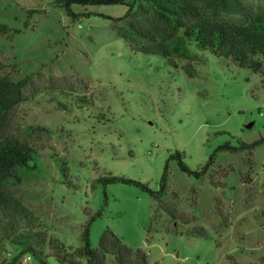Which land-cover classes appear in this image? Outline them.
<instances>
[{
    "label": "rangeland",
    "instance_id": "374dc122",
    "mask_svg": "<svg viewBox=\"0 0 264 264\" xmlns=\"http://www.w3.org/2000/svg\"><path fill=\"white\" fill-rule=\"evenodd\" d=\"M54 1L0 0V22L20 31L0 37V77L28 80L0 138H19L38 153L36 169L20 171L11 196L35 213L48 238L68 248L82 246L85 227L103 209L91 223L93 248L110 230L145 251L148 264H264V144L252 172L245 153L217 152L264 138L261 75L194 42L185 47L189 58L174 67L134 52L99 16L121 18L127 7L74 6L96 15L72 22ZM243 1L251 12L264 9V0ZM177 153L194 171L214 155L215 165L197 180L170 161ZM168 164L164 201L194 216L189 223L157 211L139 187L103 181L125 178L158 192ZM226 170L233 171L216 188L211 175L220 179ZM248 173L253 181L244 184ZM196 226L208 236L187 234ZM14 252L7 243L0 261ZM22 264L39 262L25 256ZM49 264L59 263L50 257Z\"/></svg>",
    "mask_w": 264,
    "mask_h": 264
},
{
    "label": "trees",
    "instance_id": "16d2710c",
    "mask_svg": "<svg viewBox=\"0 0 264 264\" xmlns=\"http://www.w3.org/2000/svg\"><path fill=\"white\" fill-rule=\"evenodd\" d=\"M54 5L64 9L72 22L96 15L87 9L76 13L74 6H125L127 12L121 18L99 16L113 22V29L134 52L163 57L177 67L176 59H188L185 47L189 42H194L198 48L210 51L219 59L260 74L264 88V9L251 12L243 0H55ZM234 15L240 16V22L231 23L226 19ZM19 32L0 22V37L13 36ZM27 83V79L15 82L7 75L0 77V130L11 110L24 101ZM262 144L264 138L252 144L242 143L238 147L224 145L217 152L245 153L248 169L252 172L255 167L254 152ZM37 155L31 145L19 138H0V249H4L7 243L15 248V252L8 259L0 261V264H22L25 256L39 264H49L50 257L59 264H148L145 251L127 246L110 230L103 233L98 248L92 247L91 223L102 216L103 209L85 227L81 247L68 248L60 240L48 238L40 230L43 223L35 213L12 197L8 189L21 181L20 171L36 169ZM172 160L178 162L182 173L197 180L208 175L215 165V155L196 171L186 165L181 153L172 156ZM62 166L66 174L67 164L63 163ZM168 169L169 164L158 192L145 184L125 178L108 177L103 181L107 184L123 183L139 187L158 203L157 211H165L174 222L181 220L189 223L195 219L194 216L181 212L177 204L164 201L168 195ZM232 171H224L220 179L212 174L211 183L216 188H222L220 180L227 179ZM242 180L244 184L252 183L251 173L242 177ZM173 232L182 234L178 228ZM187 234L208 236L207 230L199 226L187 230Z\"/></svg>",
    "mask_w": 264,
    "mask_h": 264
}]
</instances>
